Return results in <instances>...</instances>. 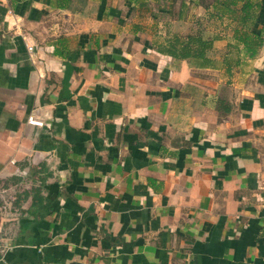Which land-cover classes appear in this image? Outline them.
Returning a JSON list of instances; mask_svg holds the SVG:
<instances>
[{
    "label": "crops",
    "instance_id": "1",
    "mask_svg": "<svg viewBox=\"0 0 264 264\" xmlns=\"http://www.w3.org/2000/svg\"><path fill=\"white\" fill-rule=\"evenodd\" d=\"M170 1L0 0V264H264V43Z\"/></svg>",
    "mask_w": 264,
    "mask_h": 264
},
{
    "label": "trees",
    "instance_id": "2",
    "mask_svg": "<svg viewBox=\"0 0 264 264\" xmlns=\"http://www.w3.org/2000/svg\"><path fill=\"white\" fill-rule=\"evenodd\" d=\"M75 0H56V7L59 9L71 8ZM85 1V0H80ZM150 0H130V2L138 6L141 10L148 8ZM157 1V0H154ZM260 0H215L211 6H206L207 10H212L211 15L223 20L229 19L234 26V38L238 43L244 45L246 52L250 56H255L260 47L264 43L262 36L253 33L252 26H254L256 19H258V11L260 9ZM197 43L198 47L193 49V45ZM181 50L178 52L174 50H166L170 56L193 60L198 68L217 69L220 59L218 56H209L208 50L205 47V42L200 35L187 36V42L181 43ZM174 48V47H172ZM227 70L230 71L228 57L224 59Z\"/></svg>",
    "mask_w": 264,
    "mask_h": 264
},
{
    "label": "rangeland",
    "instance_id": "3",
    "mask_svg": "<svg viewBox=\"0 0 264 264\" xmlns=\"http://www.w3.org/2000/svg\"><path fill=\"white\" fill-rule=\"evenodd\" d=\"M212 1L213 0H199V2H202L204 5H208V4L212 3ZM154 2H156V1H154ZM156 4H158L159 7L164 6V8H165L164 10L166 11V13H164L162 16L163 18H161V22H160L159 26H163V30L167 28L170 31V33H174V32L176 33V31H177V33H178V31L180 32L181 30L180 29L178 30V28L176 29L175 24L172 22V20H174V17L177 16L178 5H177V9L175 10L174 7L176 5H173L170 0H158V2H156ZM147 9H149V5H148ZM147 9H142V10H147ZM165 22L170 24L169 27L164 26L163 23H165ZM215 22H216L215 27H218L219 29H221V26L219 24L220 22L219 21H215ZM154 29H155V27L153 28V30ZM223 52H224V49L221 46V47L217 48V52H216L215 56H220V55H222Z\"/></svg>",
    "mask_w": 264,
    "mask_h": 264
},
{
    "label": "built area",
    "instance_id": "4",
    "mask_svg": "<svg viewBox=\"0 0 264 264\" xmlns=\"http://www.w3.org/2000/svg\"><path fill=\"white\" fill-rule=\"evenodd\" d=\"M28 51L29 53H32L33 52V47L32 46H28ZM28 123L30 125H34V126H43V123L42 121H39L38 119L35 118V116L31 115L29 118H28ZM4 252V248H3V245H2V241L0 239V255H2ZM1 258V257H0ZM1 260V259H0Z\"/></svg>",
    "mask_w": 264,
    "mask_h": 264
}]
</instances>
